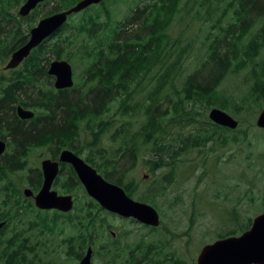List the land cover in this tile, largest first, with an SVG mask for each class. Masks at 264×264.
<instances>
[{"label":"trees","instance_id":"1","mask_svg":"<svg viewBox=\"0 0 264 264\" xmlns=\"http://www.w3.org/2000/svg\"><path fill=\"white\" fill-rule=\"evenodd\" d=\"M76 1L46 0L42 4H51V7L43 15L71 7ZM109 1L114 5L118 3L117 0H104L99 5L89 6L76 23L72 26L65 23L49 37L55 35L53 39L58 41L51 43L50 40L47 42L49 38L46 39L24 59L20 70H10L13 73L7 77V81L0 79V83L4 84L0 88V127L8 123L5 132L15 145L10 146L6 142L7 150L0 156V221L5 223L0 232V264H48V256L55 253H63L77 261L89 246L93 258H99L102 264H185L173 251H164L161 244L153 240H133L130 244L128 241L122 242L117 232L112 235L110 231L114 229L113 222L118 216L105 211L88 197L70 166L66 174L60 172L56 187L61 194H74L73 211L38 210L33 199L22 193L23 187H29L35 193L39 187L38 177L41 176L39 170L33 171L28 164V154L34 146L42 143L50 147L49 156L55 159L53 157L57 156L58 150L71 148L72 143L68 139L78 135L80 121L83 130H89L92 134V142L98 141L101 133L109 127L108 123L97 120L99 113L108 112L110 103L119 98L122 99L119 112L124 114L127 110L124 96L128 95L132 84L137 85L139 78L146 75L152 86L144 98L133 105L142 113L141 123L130 136L122 131L113 138L117 145L110 158L100 152V157L106 158L104 168L97 166L94 160L90 163L107 180L121 186L130 197L156 208V197L165 193L169 180L172 182L170 175L160 174L144 192L135 195L136 187L132 180L122 169L115 168V161L113 163L111 158H134L143 147L149 146L150 154L154 157L147 155L146 163L156 174L169 166L168 157H174V160L178 158L177 149H202L217 140L224 144L225 133L242 132L240 124L234 130L216 125L204 120L205 116L199 118L197 107H218L240 115L245 108L244 102L229 99L220 85L228 75L238 74L245 69L251 82L249 95L263 100L260 109L264 106V0H230L215 17L214 30L207 32L205 48L197 59L196 67L186 74L182 70L184 58L188 55L187 47L178 46V41L171 39L168 31L179 11L181 0H151L144 6L135 4L130 14L119 21L113 18L111 8L107 6ZM136 23L143 25L141 31L137 27L130 28ZM100 27L103 30L98 32ZM108 28L110 32H123L122 40L119 38L117 41V36L109 38L106 33ZM71 29L85 33L93 41L84 50L88 66L82 81L87 83L89 90L97 88L98 97L94 102L99 99V107L89 111L87 102L82 109L70 108L69 102L60 100V97L74 93L75 87L57 91L42 89L37 81L34 88L37 93L44 94V100L39 105H26L22 100L21 105L37 108L36 115L30 121L48 119L52 107L50 121L54 122L43 129L24 127L23 123L29 120H21L15 113L13 104L17 101V94L22 92L25 82L35 80L36 74L49 80L46 73L49 58H60L59 42L64 41L68 47L72 46V40L62 36ZM26 38L25 34L19 35L5 57L8 58ZM67 59L71 60L72 57ZM102 92L104 95H101ZM86 95L87 92L83 94ZM243 100H246L245 97ZM3 102L12 106L10 121L4 120L1 109ZM61 108L67 116L56 119L55 112ZM121 128L122 125L114 130L117 132ZM64 134L69 138L64 139ZM4 137L0 130V138ZM170 152L172 155H169ZM77 191L84 196L83 205L77 203ZM126 221L137 223L133 219ZM250 224L216 238L235 235L248 229ZM141 227L150 231L158 228Z\"/></svg>","mask_w":264,"mask_h":264},{"label":"rangeland","instance_id":"2","mask_svg":"<svg viewBox=\"0 0 264 264\" xmlns=\"http://www.w3.org/2000/svg\"><path fill=\"white\" fill-rule=\"evenodd\" d=\"M24 1L0 0V79L5 81L13 73L4 69L9 59V57H5V54L12 48L17 37L24 34L28 37L31 28L39 20L70 8L67 7L43 15L51 7V4L44 5L42 2L28 17H21L18 10ZM117 1L116 5L112 1L107 3L116 21L130 14L135 4L144 6L151 2V0ZM187 1L181 0L179 11L176 12V16L168 29L171 39L178 41V46L187 47L188 55L184 58L183 74L196 67L197 59L200 58V54L205 48L207 32L214 30L215 17L223 11L224 6L230 0H189L188 5L186 4ZM86 10L73 14L66 23H70L72 26ZM34 11L35 15H33ZM208 12L211 14L209 15ZM30 15L31 18H29ZM142 26V24L136 23L130 28L137 27V30L141 31ZM102 30L103 27H100L98 32ZM106 33L109 38L117 36V41L119 38L122 40L123 32H118L120 34L110 32V28H108ZM62 36L70 38L73 42L72 46L68 47L64 41L59 42L58 55L60 58L50 57L46 68L54 60H66L72 67L74 80L72 88L75 87L76 91L68 96L60 97V100H66L69 102L70 108L74 109H82L88 102V110L95 111L99 107V99L98 102H94L98 97L97 88L92 87L89 90L87 83L84 84L82 81L85 77L84 71L88 66L84 50L93 41L85 33H79L75 29L62 33ZM53 37L49 38L47 42L49 40L51 43L58 41ZM70 53H72L71 56ZM67 57H72V59L68 60ZM21 66L22 64L16 70H20ZM153 72L151 71V73ZM47 75L49 80L40 74H36L34 81L25 82L22 92L17 94V101L13 104L14 110L17 105H21L22 100H25L26 105H39V102L44 100V94L37 93L34 88L37 81L40 88H52L57 91L54 88V77L48 73ZM151 75H155V73ZM250 83L249 72L245 69L238 74L228 75L220 85V89L224 91L226 96H229V99L238 103L243 101L245 104L240 115L230 113L239 121L242 132L225 133L227 136L224 144L217 140L202 149H177L179 151L178 158L174 160V157L170 159L166 156L169 166L163 167L156 174L151 172L148 163H146L147 155L152 156L149 146L143 147L134 158L130 156L128 158L125 156L116 158V160L111 158L113 163L115 161V168L122 169L132 180L136 187L135 195L144 192L162 173H168L172 179V182L169 180L166 183L168 186L165 193L155 199L156 209L161 219L157 230L150 231L148 228L141 227L139 223H130L126 221L127 219L117 217L113 222V231L119 234L122 242L128 241L132 244L131 241L133 240H144L145 242L153 240V242L161 244L164 251H173L184 260L185 264H195L196 257L204 244L212 242L217 239V236L227 231H237L239 227L251 223L253 217L264 210V130L258 128L255 123L263 100L254 99L249 95ZM3 86L4 84L0 83V88ZM151 86V81L146 78V75H142L139 78V83L137 85L132 84L128 95L124 96L127 102V110L124 114L119 112L122 102V99L119 98L110 103L108 112L99 113L97 120L108 123L109 127L101 133L100 139L96 142H92V134L89 130H83V123L80 121L78 135L71 138L73 144L82 148L86 155L92 156L90 158L94 160L97 166L104 168L106 158H101L100 152H104L105 156L110 158L113 155V148L117 145V141L113 138L122 131L126 136H130L141 123L142 113L133 105L137 100L144 98ZM85 92L87 95L83 96ZM101 95H104V92ZM243 97L246 100H243ZM11 108L12 106L3 102L1 109L4 111V120L6 118L10 121L12 117ZM24 108L33 111L36 115L37 108ZM211 108L197 107V111L200 113L199 118L205 116L203 119L211 122L208 117ZM49 112L48 119L25 121L24 127L48 128L54 122V120L50 121L52 119V107ZM82 114L85 112L82 111ZM60 116H67L63 108L55 112L56 119ZM6 124L8 125V123ZM6 124L3 123L0 130L5 135L4 138L7 143L10 146H15L8 133L5 132ZM120 125L123 128L115 132L114 129ZM232 137L234 140H231ZM68 138L69 135L64 134V139ZM41 144L34 146L31 150L28 158L29 165H39L41 159L49 156L50 147ZM169 155H172V152ZM173 160V165L170 168ZM157 189L160 188L157 187ZM77 193L79 194L77 203L83 205L84 196L80 191ZM239 233L241 232L239 231L237 234ZM47 262L48 264L79 263L63 253L49 255ZM92 264H102V261L99 258H92Z\"/></svg>","mask_w":264,"mask_h":264},{"label":"water","instance_id":"3","mask_svg":"<svg viewBox=\"0 0 264 264\" xmlns=\"http://www.w3.org/2000/svg\"><path fill=\"white\" fill-rule=\"evenodd\" d=\"M44 0H26L21 6L19 14L24 16L29 13L39 2ZM103 0H78L68 10L51 14L37 23L30 30V39L26 44L16 48L9 57L7 68H13L29 55L30 50L38 45L44 37L59 28L66 20L67 15L78 12ZM49 74L55 75L54 86L57 89L72 86V69L66 61L55 60L50 64ZM17 114L21 119H30L34 113L17 107ZM210 121L229 129L238 127V120L225 110L212 107L208 114ZM256 126L264 130V107L258 112L255 120ZM6 150L5 140L0 138V155ZM59 161L70 164L86 194L94 199L104 210L122 218H132L140 224L151 227L160 225V216L157 209L149 203L131 198L125 190L105 179L91 165L84 162L69 149L61 150ZM43 181L40 189L34 194L25 187L22 192L25 197H32L34 205L40 210H57L69 212L73 208L71 194L60 195L51 189L59 173V163L50 158L41 161ZM4 222H0V230ZM91 248L88 247L79 264H91ZM195 264H264V211L257 214L248 229L239 235L218 238L206 243L200 249Z\"/></svg>","mask_w":264,"mask_h":264},{"label":"flooded vegetation","instance_id":"4","mask_svg":"<svg viewBox=\"0 0 264 264\" xmlns=\"http://www.w3.org/2000/svg\"><path fill=\"white\" fill-rule=\"evenodd\" d=\"M26 1V0H25ZM25 1H24V3H25ZM23 3V4H24ZM22 4V5H23ZM21 5V6H22ZM20 6V7H21ZM37 8V7H36ZM35 8V9H36ZM20 9V8H19ZM19 11V10H18ZM33 11V10H32ZM19 14V13H18ZM22 17V16H21ZM25 17H28V16H25ZM29 39V35H28V37L26 38V41ZM26 41L23 43V44H25L26 43ZM22 44V45H23ZM21 45V46H22ZM20 47V46H19ZM9 60V59H8ZM22 64V63H21ZM20 64V65H21ZM19 65V66H20ZM18 66V67H19ZM17 67V68H18ZM17 68H15V69H17ZM8 71H10V70H8ZM55 79V78H54ZM18 106V105H17ZM16 106V107H17ZM26 109V108H25ZM15 113H16V108H15ZM17 115V114H16ZM34 116H35V113H34ZM18 117V116H17ZM19 118V117H18ZM20 119V118H19ZM22 120V119H21ZM29 120V119H28ZM71 141V143H72V146H71V148H63V149H69V150H71V151H73L77 156H79L80 158H82L83 160H84V162H86L87 164H89V165H91V166H93L91 163H90V161L92 160L91 158H90V156H89V154H85L84 153V151H83V149L82 148H78V147H76L74 144H73V139H71L70 140ZM63 149H61V150H63ZM61 150H58V153H57V156H54L53 158H55V159H52V158H50V156H48V157H45V158H50V159H52V160H54V161H58V163H59V175H60V172H62L61 174L62 175H64V174H66L68 171H70L69 170V166L70 167H72L70 164H68V163H64V162H60L59 161V154H60V152H61ZM30 153H31V151L29 152V154H28V157H27V160H28V158H29V156H30ZM50 155V154H49ZM52 157V156H51ZM45 158H43V159H45ZM43 159H41V161L43 160ZM41 161H40V163H39V165L37 164V165H35V166H31V168H32V170L34 171V169L35 170H39L40 172H41V176H39L38 177V183H39V187H38V190H39V188L41 187V184H42V181H43V174H42V170H41ZM29 164V163H28ZM62 167H64V168H62ZM94 167V166H93ZM62 168V169H61ZM72 169H73V167H72ZM57 183H58V175H57V177L55 178V180H54V182H53V184H52V187H51V189H53V190H56L57 191V193L59 194V191H58V189H57ZM56 188V189H55Z\"/></svg>","mask_w":264,"mask_h":264},{"label":"bare ground","instance_id":"5","mask_svg":"<svg viewBox=\"0 0 264 264\" xmlns=\"http://www.w3.org/2000/svg\"><path fill=\"white\" fill-rule=\"evenodd\" d=\"M42 2H44V1H42ZM42 2H39L33 9H31L30 11H29V13L27 14V15H24V16H22V15H20V16H22V17H25V16H28L31 12H32V10H34L36 7H38V5L40 4V3H42ZM21 8V7H20ZM69 9V8H68ZM68 9H66V10H68ZM87 8H85V9H82V10H80V11H78V12H81V11H84V10H86ZM20 10V9H19ZM66 10H64V11H66ZM78 12H73V13H71V14H69V15H67V18H66V20H65V22L59 27V28H57L54 32H52L51 34H49L48 36H46V37H44V39L38 44V45H36L35 47H33L31 50H30V53L32 52V50L33 49H35L37 46H39L43 41H45L46 39H48L52 34H54L56 31H58L66 22H67V20H68V18L70 17V16H72L73 14H75V13H78ZM18 13H19V11H18ZM45 18V17H44ZM43 19V18H42ZM41 19V20H42ZM40 21V20H39ZM39 21H38V23H39ZM37 25V24H36ZM35 25V26H36ZM34 26V27H35ZM32 29V28H31ZM29 39H30V32H29ZM28 39V40H29ZM28 40L26 41V43L28 42ZM25 43V44H26ZM24 45V44H23ZM22 45V46H23ZM30 53H29V55H30ZM28 55V56H29ZM27 56V57H28ZM9 61V60H8ZM8 61H7V63H6V65L4 66V69L5 70H12V69H15V68H17L21 63H19L17 66H15V67H13V68H7L6 66H7V64H8ZM55 61V60H54ZM59 61H62V60H59ZM63 61H66V60H63ZM53 62V61H52ZM51 62V63H52ZM67 62V61H66ZM50 63V64H51ZM68 63V62H67ZM71 66V65H70ZM49 68H50V65H49V67H48V69H47V73H48V71H49ZM71 69H72V67H71ZM49 74V73H48ZM50 76H53L55 79H54V83H55V80H56V77H55V75H51V74H49ZM72 80H73V72H72ZM73 85H74V80H73V84H72V86H70V87H67V88H71V87H73ZM54 88L55 89H57L55 86H54ZM67 88H62V89H57V90H63V89H67ZM18 106H21V105H18ZM17 106V107H18ZM17 107H16V114H17ZM22 108H24L23 106H21ZM25 109V108H24ZM25 110H28V109H25ZM29 111H31V110H29ZM33 112V111H32ZM34 113V112H33ZM17 116H18V114H17ZM19 117V116H18ZM33 117H34V115H33ZM32 117V118H33ZM209 117V116H208ZM20 118V117H19ZM21 119V118H20ZM31 119V118H30ZM210 119V118H209ZM22 120H28V119H22Z\"/></svg>","mask_w":264,"mask_h":264}]
</instances>
